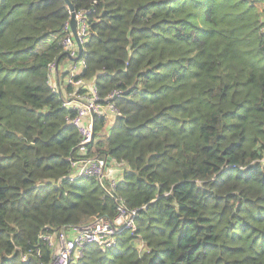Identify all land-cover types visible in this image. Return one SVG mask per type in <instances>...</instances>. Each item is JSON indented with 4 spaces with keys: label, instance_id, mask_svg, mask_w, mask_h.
Instances as JSON below:
<instances>
[{
    "label": "trees",
    "instance_id": "16d2710c",
    "mask_svg": "<svg viewBox=\"0 0 264 264\" xmlns=\"http://www.w3.org/2000/svg\"><path fill=\"white\" fill-rule=\"evenodd\" d=\"M71 2L92 15L85 77L122 90L97 147L129 166L116 193L138 209L135 235L74 264H264V0ZM69 15L0 0V264L46 263L43 233L116 213L95 178L68 177L79 135L47 68Z\"/></svg>",
    "mask_w": 264,
    "mask_h": 264
},
{
    "label": "built area",
    "instance_id": "2783aa9c",
    "mask_svg": "<svg viewBox=\"0 0 264 264\" xmlns=\"http://www.w3.org/2000/svg\"><path fill=\"white\" fill-rule=\"evenodd\" d=\"M69 12L59 39L64 56L50 62L47 68V84L61 99L62 108L67 112V124L73 126L79 135V141L68 157V177L71 182L95 178L103 187L104 197L113 200L116 213L95 218L86 225L66 226L43 233L41 239L51 249V259L39 264H74L79 257H83L88 246L99 244L103 248H111L117 243L122 230L135 235L138 226V209L129 208L126 201L116 193L120 178L129 166L124 161L110 160L97 147L98 141L111 133L121 114L114 99L122 90L113 89L103 96L96 81L85 77L86 43L92 35V15H88L90 10L76 11V38ZM100 119L103 120L101 127L98 126ZM112 167L114 170H111ZM136 243L138 249H144L140 237L136 238ZM27 258L22 257L24 261Z\"/></svg>",
    "mask_w": 264,
    "mask_h": 264
},
{
    "label": "water",
    "instance_id": "95a60500",
    "mask_svg": "<svg viewBox=\"0 0 264 264\" xmlns=\"http://www.w3.org/2000/svg\"><path fill=\"white\" fill-rule=\"evenodd\" d=\"M69 10L71 11V19H70V23H71V28L72 31L74 33V36L77 38V30H76V21H75V15H76V10L74 5L72 4L71 0H65Z\"/></svg>",
    "mask_w": 264,
    "mask_h": 264
},
{
    "label": "rangeland",
    "instance_id": "374dc122",
    "mask_svg": "<svg viewBox=\"0 0 264 264\" xmlns=\"http://www.w3.org/2000/svg\"><path fill=\"white\" fill-rule=\"evenodd\" d=\"M54 38H55V35L51 36L48 40H54ZM28 80H29V78H28ZM80 180H84V179H80Z\"/></svg>",
    "mask_w": 264,
    "mask_h": 264
},
{
    "label": "crops",
    "instance_id": "0c3cea01",
    "mask_svg": "<svg viewBox=\"0 0 264 264\" xmlns=\"http://www.w3.org/2000/svg\"><path fill=\"white\" fill-rule=\"evenodd\" d=\"M111 170H114V167H112V169ZM114 172V174H115V171H113Z\"/></svg>",
    "mask_w": 264,
    "mask_h": 264
}]
</instances>
